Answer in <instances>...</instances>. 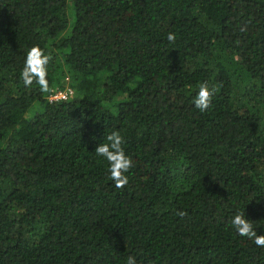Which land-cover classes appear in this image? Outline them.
Returning a JSON list of instances; mask_svg holds the SVG:
<instances>
[{"label": "trees", "instance_id": "trees-1", "mask_svg": "<svg viewBox=\"0 0 264 264\" xmlns=\"http://www.w3.org/2000/svg\"><path fill=\"white\" fill-rule=\"evenodd\" d=\"M238 212L264 235V0H0V264H264Z\"/></svg>", "mask_w": 264, "mask_h": 264}, {"label": "clouds", "instance_id": "clouds-1", "mask_svg": "<svg viewBox=\"0 0 264 264\" xmlns=\"http://www.w3.org/2000/svg\"><path fill=\"white\" fill-rule=\"evenodd\" d=\"M167 38L174 43L176 35L175 33H169ZM51 59L52 56L46 51V48H42L38 44L31 47L27 52L24 67L21 71V79L24 85L31 86L35 81L40 85L42 92H49L50 87L46 76L47 65ZM215 92L216 89L214 87L210 88L208 82L201 84L193 98L195 107L201 112L206 111L211 105ZM106 141L96 147L95 153L98 157H102L107 161L110 179L114 182L116 188L122 189L129 182L126 173L132 168L133 159L126 153L124 147L126 143L125 136L122 135L120 130L109 133L106 136ZM178 215L183 217L187 215V212L180 211ZM231 224L238 235L254 240L257 247H264V235L257 234L252 220L246 218L243 212L236 213L231 220ZM127 264H136L135 257L129 256Z\"/></svg>", "mask_w": 264, "mask_h": 264}, {"label": "built area", "instance_id": "built-area-1", "mask_svg": "<svg viewBox=\"0 0 264 264\" xmlns=\"http://www.w3.org/2000/svg\"><path fill=\"white\" fill-rule=\"evenodd\" d=\"M72 94H73V90L68 88L65 90L55 92L54 94L51 95L50 99L55 101L68 99Z\"/></svg>", "mask_w": 264, "mask_h": 264}]
</instances>
